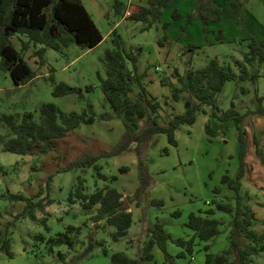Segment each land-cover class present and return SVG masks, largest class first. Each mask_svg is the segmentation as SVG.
<instances>
[{"label": "rangeland", "instance_id": "374dc122", "mask_svg": "<svg viewBox=\"0 0 264 264\" xmlns=\"http://www.w3.org/2000/svg\"><path fill=\"white\" fill-rule=\"evenodd\" d=\"M115 2L121 3L128 14L139 7H149L147 0H82L103 37L93 49H81L71 43L59 51L45 48L40 56L36 52L44 46L27 44L24 35L10 38L11 45L35 77L15 86L9 73L0 71V116L32 113L37 117L39 106L45 103L56 105L64 113H82L90 104L96 116L92 124H81L65 138L56 140L53 151L46 155L20 156L4 152L0 146V264H108L110 256L118 252L137 259L150 239L148 229L156 223L162 225L172 240H192V245L187 251L185 246L167 241L168 258L155 245L150 251L152 261L147 264H205V246L216 255L228 245L229 217L217 211L215 205L233 204L234 193L221 179L223 176L234 179L238 171L234 124H226L224 134L220 131L215 137L207 136L204 126L211 109L204 106L193 125L181 126L175 132L176 146H170L166 136L158 134L144 148L143 159L135 151L136 143L115 154L110 151L118 149L126 131L118 118L99 120L101 114L110 112L100 82L106 77L104 55L113 50L115 31L127 52L141 49L137 70L144 74L143 83L148 92L160 103V116L167 121L182 114L188 99L184 96L179 102L173 101L169 88V84L176 82L175 71L183 75L217 59L220 64H230L237 73L234 61L243 60L249 44L254 41L264 46V0H212L210 16L198 12L199 0H172L160 9L157 20H148L150 26L145 30V22L133 21L128 14L115 15ZM173 13L178 16L174 18ZM127 67L131 69L129 63ZM255 68L262 71L260 66ZM59 83L81 89L82 95L53 96L54 85ZM86 87L92 90L86 91ZM256 97L262 98L260 104L264 108L262 76L255 84L227 82L216 101L223 111L233 104L244 114L247 155L241 195L248 196L247 203L256 214L254 229L264 232V167L255 155L254 145L257 139L264 150V115L251 113L258 106ZM6 133L0 126V135ZM144 146L140 145L139 151ZM105 152L109 154L97 159L93 166L61 171L81 156H99ZM141 162L152 185L147 200L139 207L129 204L131 227L125 237L115 241L112 226L105 222L94 224L96 207L85 212L80 201L69 202V194L80 179L85 194L109 186L123 194L125 201L140 187ZM95 166L106 179L98 176ZM16 196L27 200H18ZM41 199H44L43 210L31 207ZM48 200L51 203L47 205ZM211 209L214 214L210 218L222 219L225 224L216 238L203 242L187 227L188 217L191 214L205 217ZM23 212L24 216H19ZM68 226L81 229L74 247H51L48 240ZM5 241L11 256L4 247ZM90 245L91 252L84 255ZM250 264H264V252L253 257Z\"/></svg>", "mask_w": 264, "mask_h": 264}, {"label": "trees", "instance_id": "16d2710c", "mask_svg": "<svg viewBox=\"0 0 264 264\" xmlns=\"http://www.w3.org/2000/svg\"><path fill=\"white\" fill-rule=\"evenodd\" d=\"M212 0H199L198 12L204 15L211 12ZM149 7L138 8L127 17L133 21L145 22L147 29L149 19L157 20L160 9L169 5L172 0H147ZM204 10V11H203ZM217 12L219 9L214 8ZM115 15L124 17L125 7L119 3L114 4ZM202 12H200L202 14ZM200 13H198L200 15ZM174 18L178 15L172 14ZM202 17V16H201ZM219 18V17H218ZM15 35H24L33 45H42L36 54L42 55L45 48L59 51L73 43L81 49L90 50L98 46L103 40L102 35L86 11L82 0H0V71L8 72L15 86L24 85L35 77L34 72L23 60L20 53L11 45L10 38ZM113 50H108L104 55L105 75L101 79L100 89L103 98L109 106L110 112L101 114L98 118L108 121L113 118L121 120L125 128V137L118 149L111 150L118 154L128 149L131 143H136L135 151L143 159V150L158 134L166 136L170 146H176L175 132L181 126H191L195 123L197 114L202 107H210L209 121L204 126V132L209 137L217 136L218 132L224 134V126L232 122L237 131V156L238 171L234 179L223 176L222 184L234 193L231 199L233 204L219 202L215 205L217 211L228 215L229 233L227 247L219 254L209 253V247L205 246V264H250L253 257L264 252V232L254 229L257 221L255 212L247 203L248 196L241 195L242 179L245 170V157L247 155L246 132L242 122L244 114H240L231 104L230 109L223 111L218 108L216 98L222 92L225 84L233 81L236 84L251 82L255 84L259 77L264 78V46L252 41L249 50L243 56L242 61H234L235 73L230 64H220L217 59H211L200 69L187 70L183 75L175 71V84H169L171 98L179 102L186 96L184 112L172 116L165 121L159 114L160 103L146 89L143 78L137 70L138 55L141 49L135 52H127L119 35L112 32ZM24 44L23 46H27ZM128 63L131 69H128ZM262 67L259 72L255 67ZM53 81L52 77L50 78ZM163 86V81L161 82ZM86 91L92 90L86 87ZM243 91V89H241ZM53 96L63 97L70 94L82 95L79 88L70 87L64 83L54 85ZM258 106L251 113L263 116L264 108L261 106L262 98L256 97ZM93 106L88 104L82 113H64L56 105L45 103L39 106L38 115L24 113L21 116L3 114L0 116V126L7 133L0 135V146L4 152L25 155H46L53 151V144L58 139L65 138L70 132L76 130L81 124H92L95 120ZM216 122L214 125L212 123ZM140 145L142 147L141 151ZM255 155L264 167V150L259 147L258 140L254 139ZM99 156L84 155L71 161L61 171H69L75 168L85 169L93 166L97 159L108 155ZM144 163L141 162V184L132 196L126 197L128 204H140L147 200L146 194L152 185V180L146 175ZM96 167V166H95ZM99 177L106 179L98 171ZM124 171V170H123ZM114 180V179H113ZM18 200H27L22 196L15 197ZM44 199L31 207L38 206L43 210ZM69 202H81L82 209L90 212L96 207L93 217L94 224L105 222L115 229L113 240L117 241L127 235L132 224V214L127 210H120L123 203V194L115 189L104 186L96 188L92 194L83 192L82 181L78 179L75 190L69 194ZM51 202L48 200L47 205ZM214 210H208L205 217L191 214L188 217L187 227L194 232V236L200 241L207 242L220 234V227L225 224L222 219L210 218ZM19 216H24V212ZM33 219L34 216L30 215ZM97 227V226H96ZM80 227L68 226L65 231L48 240L53 246L66 245L72 249L78 242ZM150 239L142 248L137 259H132L124 253H114L110 256L108 264H147L152 261L150 253L153 246H157L168 258L166 242L173 241L179 246H185L190 251L192 240L185 242L182 239L172 240L166 234L162 225L156 223L148 229ZM4 247L7 254L9 245L5 241ZM90 245L84 255L91 252Z\"/></svg>", "mask_w": 264, "mask_h": 264}, {"label": "water", "instance_id": "95a60500", "mask_svg": "<svg viewBox=\"0 0 264 264\" xmlns=\"http://www.w3.org/2000/svg\"><path fill=\"white\" fill-rule=\"evenodd\" d=\"M120 210H127L129 209V204L126 201H123V203L119 206Z\"/></svg>", "mask_w": 264, "mask_h": 264}, {"label": "crops", "instance_id": "0c3cea01", "mask_svg": "<svg viewBox=\"0 0 264 264\" xmlns=\"http://www.w3.org/2000/svg\"><path fill=\"white\" fill-rule=\"evenodd\" d=\"M139 7V6H138ZM139 8H142V7H139ZM135 9V7H134ZM135 11V10H134ZM128 14V12L125 13L124 17ZM253 210V209H252ZM254 211V210H253ZM257 218V217H256Z\"/></svg>", "mask_w": 264, "mask_h": 264}]
</instances>
